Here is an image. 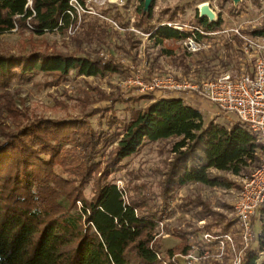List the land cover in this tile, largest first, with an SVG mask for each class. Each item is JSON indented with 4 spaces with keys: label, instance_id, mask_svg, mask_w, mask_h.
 Wrapping results in <instances>:
<instances>
[{
    "label": "trees",
    "instance_id": "trees-1",
    "mask_svg": "<svg viewBox=\"0 0 264 264\" xmlns=\"http://www.w3.org/2000/svg\"><path fill=\"white\" fill-rule=\"evenodd\" d=\"M76 1L86 9V0ZM165 12L167 20H177L176 9ZM162 21L154 4L147 9L143 0L136 6L133 25L156 43L187 36V31L158 25ZM80 22L71 0H0V33L17 28L21 33L59 31L70 36ZM223 22L219 18L210 23L198 14L189 24L201 39L205 36L202 30L209 35L221 29ZM70 29H74L71 34ZM89 29L87 33H94ZM250 33L264 35V24ZM132 36L128 44L135 46ZM74 38L77 49L72 52L30 43L18 53L0 52V109L14 121L0 132V264H177L175 255L193 250L191 240L201 244L204 232L221 233L234 224L225 213L194 199L188 205L201 208L204 225L180 230L179 245L163 255L156 244L157 227L177 188L191 182L233 188L237 184L224 173L239 175L253 163L258 165L263 143L241 121L232 126L214 120L206 123L204 113L180 95L155 98L146 93L155 99L144 109L134 108L129 120L109 113L111 103L60 119L33 116L20 109L10 90L13 84L41 75L45 77L43 87L58 86L73 72L106 77L124 71L113 55L108 57L99 49L88 51L79 35ZM108 100L114 101L112 96ZM95 115L97 126L91 120ZM173 137L178 139L172 145V156L158 168L163 208H147L144 200L129 195L110 173L147 142ZM92 182L95 193L89 198L86 187ZM258 212L252 223L260 221L257 241L264 246V206ZM258 256L257 247L251 245L244 264H256ZM201 261L220 264L209 255H202Z\"/></svg>",
    "mask_w": 264,
    "mask_h": 264
},
{
    "label": "rangeland",
    "instance_id": "rangeland-1",
    "mask_svg": "<svg viewBox=\"0 0 264 264\" xmlns=\"http://www.w3.org/2000/svg\"><path fill=\"white\" fill-rule=\"evenodd\" d=\"M142 1L92 0L97 14H92L86 9L80 11V25L75 34L70 36L68 33L63 34L59 31L46 32L43 35H37L30 31L21 33L17 28L10 32L0 33V52L3 53H18L23 48L22 45L29 43L35 44L39 48L53 45L63 52H72L77 49V40L74 37L79 35V42L83 48L88 51L102 50L106 56L116 57L124 66L123 72L106 77L79 76L73 72L67 81L61 82L58 86L43 87L42 83L45 77L41 75L21 85L13 84L10 90L16 105L29 115L60 119L67 116L83 115L85 111L104 108L111 103L109 105L112 106V110L109 113H114L120 119L129 120L134 108L144 109L150 103L151 98L148 94L145 95L146 93L171 94V92L162 89L142 92L138 82H129L131 78L133 81L142 79L145 82L160 73L174 74L177 78L182 79L210 78L231 69L238 73L254 71V60L243 54L244 40L234 33L233 28L240 26L243 33L251 35V30L263 25L264 0H241L239 3L234 0H152L151 5L154 4L157 17L161 16L163 21L167 20L169 14L165 11L176 9L177 20L185 23H190L198 14L200 15L198 7L201 3L209 2L211 4L218 14V20L222 18L224 22L221 29L201 37L207 46L198 53L186 51L180 41L169 40L164 43H156L153 38L144 35L137 29L133 25L135 9ZM112 4H117V7H112ZM119 20L126 26H121ZM89 28H93L94 33H87L91 30ZM129 30L136 35L132 36L128 33ZM129 36L133 37L135 46L128 44ZM100 39L104 42H100ZM240 40L242 43L239 42ZM108 96H112L114 101L108 100ZM201 99L207 104L204 108L206 123L214 120L232 126V124L240 122L234 113L225 114L208 99ZM2 102L3 100L0 98V104ZM97 118L98 115L91 118L95 126H97ZM12 125H14V121L7 119L0 109V132ZM107 126L105 124L106 128ZM177 139L173 137L157 142H147L139 152L126 158L118 170L110 173L111 179L126 188L129 195L144 200L147 208L160 210L163 207L160 205L162 201L158 182L161 175L158 168L162 167L165 161L172 156L171 148ZM113 144H116V141L111 142V145ZM256 165L257 163H253L248 167V170L239 175L230 172L224 173L237 184L233 188L203 185L199 182L179 186L169 207L164 210L163 222L157 227L159 233L156 235V244H158L161 253L164 255L168 248L179 245L182 240L180 230H191L193 226L204 225L205 221L200 220L199 216L201 208H191V205H188L194 199L200 198L214 210L223 212L229 218L234 219L235 197L243 180L248 177ZM94 193L92 182L86 187V195L91 198ZM77 203L81 204L79 200ZM253 227L258 236L261 231L260 221L253 223ZM240 236V234L236 236L237 248L243 246ZM190 243L194 247V239ZM251 245L258 249L259 256L256 264H264V246L257 241V237L249 248ZM246 250H243V258ZM184 255L186 254L180 252L175 255V258L179 261V258H183ZM208 255L220 264H233L234 256L230 250L219 256L217 248L211 247ZM183 259L185 260V258ZM201 262L199 259L197 264H201Z\"/></svg>",
    "mask_w": 264,
    "mask_h": 264
},
{
    "label": "built area",
    "instance_id": "built-area-1",
    "mask_svg": "<svg viewBox=\"0 0 264 264\" xmlns=\"http://www.w3.org/2000/svg\"><path fill=\"white\" fill-rule=\"evenodd\" d=\"M86 10L97 14L94 2L86 0ZM31 3V0H29ZM72 5L80 11L85 9L76 0ZM166 25L179 31H187V36L180 40L184 49L190 53L201 52L207 45L199 39L195 29L189 23L179 20H164L158 25ZM74 29H70V34ZM234 33L244 40L242 48L254 60V71L238 73L235 70H226L214 77L177 78L174 74L160 73L150 79H139L129 82H138L142 92L165 90L171 94L192 93L200 98H206L225 114L234 113L242 123L249 126L256 134L257 140L263 143V155L260 163L243 180L242 187L235 197L233 205L234 224L228 231L216 233L207 231L202 234L201 244H194L191 252L179 258L177 264H197L202 255L207 256L210 248L215 247L218 255L222 256L228 250L233 254V264H244L243 250L249 248L257 234L253 227V218L264 206V35H248L243 33L240 26L233 28ZM202 34L208 35L202 30ZM149 90V91H145ZM240 234L242 248L236 246V236ZM202 253V255L200 254ZM170 262L166 261V264Z\"/></svg>",
    "mask_w": 264,
    "mask_h": 264
},
{
    "label": "water",
    "instance_id": "water-1",
    "mask_svg": "<svg viewBox=\"0 0 264 264\" xmlns=\"http://www.w3.org/2000/svg\"><path fill=\"white\" fill-rule=\"evenodd\" d=\"M152 0H146V8L148 9L151 5ZM236 3H239L241 0H234ZM200 17L205 18L207 17L209 19L210 23H215V21L218 20V14L214 11V9L211 7V4L209 2H203L198 7Z\"/></svg>",
    "mask_w": 264,
    "mask_h": 264
},
{
    "label": "crops",
    "instance_id": "crops-1",
    "mask_svg": "<svg viewBox=\"0 0 264 264\" xmlns=\"http://www.w3.org/2000/svg\"><path fill=\"white\" fill-rule=\"evenodd\" d=\"M174 95H176V94H174ZM174 95L173 94H169V93L168 94L164 93L162 95L161 94L160 95L156 94L154 96H155V98H160V97H173ZM177 95L182 96L184 99H186L187 103H190L191 105L197 107L198 109L201 110L202 113L205 112L204 108H205V106H207V104L205 103V101L203 99H201V98H199V97H197V96H195L193 94H189V93H188V95H186V93L185 94L184 93L177 94ZM154 99H150V102L153 101ZM200 104H201V106H200ZM204 115H205V113H204Z\"/></svg>",
    "mask_w": 264,
    "mask_h": 264
}]
</instances>
